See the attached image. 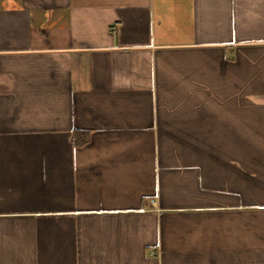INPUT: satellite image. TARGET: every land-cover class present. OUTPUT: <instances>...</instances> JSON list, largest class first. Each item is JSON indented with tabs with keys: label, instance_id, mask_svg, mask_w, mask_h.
<instances>
[{
	"label": "crops",
	"instance_id": "crops-1",
	"mask_svg": "<svg viewBox=\"0 0 264 264\" xmlns=\"http://www.w3.org/2000/svg\"><path fill=\"white\" fill-rule=\"evenodd\" d=\"M0 264H264V0H0Z\"/></svg>",
	"mask_w": 264,
	"mask_h": 264
}]
</instances>
